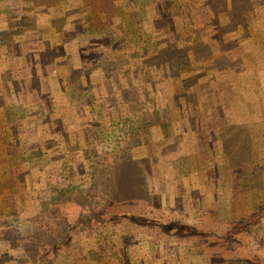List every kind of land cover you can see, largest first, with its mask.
Instances as JSON below:
<instances>
[{
    "label": "rangeland",
    "instance_id": "rangeland-1",
    "mask_svg": "<svg viewBox=\"0 0 264 264\" xmlns=\"http://www.w3.org/2000/svg\"><path fill=\"white\" fill-rule=\"evenodd\" d=\"M121 3L0 0V264H264V0Z\"/></svg>",
    "mask_w": 264,
    "mask_h": 264
},
{
    "label": "trees",
    "instance_id": "trees-1",
    "mask_svg": "<svg viewBox=\"0 0 264 264\" xmlns=\"http://www.w3.org/2000/svg\"><path fill=\"white\" fill-rule=\"evenodd\" d=\"M121 1L123 0H84L85 4L89 5V8L91 10V16L90 18H88L89 20L86 21V29L92 32H105L108 26H112L113 19L119 18V15L121 16V10L123 8L121 6L122 5ZM130 19L131 21L134 20L132 14L130 15ZM131 27H132V24H131ZM129 29L130 31H132L131 33H125L122 35H124L127 39L137 40L138 36H137V33L133 30L134 28H129ZM164 32H166L167 33L166 36H168V29H166V31ZM188 32L192 34L193 39L191 38L190 39L191 41L189 40L190 42L186 40L188 42L187 43L188 45H185L186 48L191 47V46L199 47L198 44H200L202 40L198 38L199 37L197 35L198 30L192 26V28ZM262 36L264 38L263 34ZM118 40L120 39L117 38L116 43L118 42ZM142 46L143 47H139L138 49H141V50L146 49L145 46H148V44L145 42L143 43ZM200 49H203L204 53H206L207 51L206 48H200ZM155 77H159V79H161L163 77V74L158 72L156 73ZM248 168H252V167H248ZM249 208L251 212L254 215H256V217L258 218L257 219L258 221L259 219H262L263 213H264V195L258 196L257 198H255V200L250 203Z\"/></svg>",
    "mask_w": 264,
    "mask_h": 264
}]
</instances>
